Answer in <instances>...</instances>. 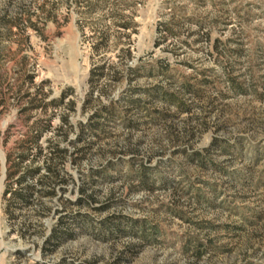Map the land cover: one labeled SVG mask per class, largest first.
Segmentation results:
<instances>
[{
  "label": "rangeland",
  "instance_id": "obj_1",
  "mask_svg": "<svg viewBox=\"0 0 264 264\" xmlns=\"http://www.w3.org/2000/svg\"><path fill=\"white\" fill-rule=\"evenodd\" d=\"M68 87L63 182L6 211L7 156L66 107L22 109ZM0 264H264V0H0Z\"/></svg>",
  "mask_w": 264,
  "mask_h": 264
},
{
  "label": "trees",
  "instance_id": "obj_2",
  "mask_svg": "<svg viewBox=\"0 0 264 264\" xmlns=\"http://www.w3.org/2000/svg\"><path fill=\"white\" fill-rule=\"evenodd\" d=\"M104 68L105 66L101 65L90 70L89 83L92 84L98 81L100 76L104 74ZM28 77L29 81L32 82L33 75ZM38 89H40L39 85ZM73 93L74 90L68 87L62 90L57 98L51 99L49 103L44 102L45 94H43V98L40 100L31 98L29 100L30 105L22 109L23 112H27L33 109H42L47 104L53 105L54 108L60 106L66 107V110L59 115V123L55 126H52V117L55 113L44 119L42 126H40L41 123L38 124L36 122L30 125L28 131L24 133L23 138L17 141L14 152L7 156L6 163L9 166L6 170L5 188L3 191V199L7 203L5 207L6 211L10 210L12 204L18 203L27 206L32 201L33 189H35L38 181L41 182L39 176H42L45 180L49 179L52 181V186L47 192L48 194L55 192V178L60 177V181L63 182V178L59 176V169L57 167L59 163L54 161V157L58 154L59 158H63L68 153L67 148L60 147L59 141L65 140L68 129L72 128L70 116L76 109L75 99L70 97ZM91 94L92 92L90 91L87 97L90 98ZM103 108L108 109L112 108V106L109 104L108 107L104 106ZM97 114L98 112L95 111L85 123L78 122V139H83L84 134L88 133L87 131L99 129L100 124L93 121V117ZM46 131H50L52 135L43 139L44 132ZM40 158H43L41 163L38 162ZM42 169L45 174L40 175L39 173ZM60 222L64 221L60 220ZM72 236L71 230L56 224L45 240V244H50L53 247L66 237Z\"/></svg>",
  "mask_w": 264,
  "mask_h": 264
}]
</instances>
